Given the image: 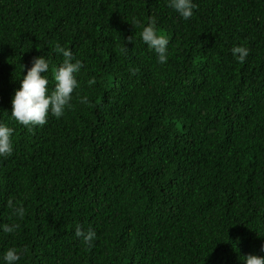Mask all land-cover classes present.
I'll return each mask as SVG.
<instances>
[{
	"label": "trees",
	"instance_id": "1",
	"mask_svg": "<svg viewBox=\"0 0 264 264\" xmlns=\"http://www.w3.org/2000/svg\"><path fill=\"white\" fill-rule=\"evenodd\" d=\"M194 3L185 21L167 0H0V123L14 130L0 157V258L11 247L19 264L264 256V0ZM153 17L165 64L140 39ZM57 44L83 62L81 86L64 116L24 126L15 91L44 55L55 87ZM234 46L249 50L243 63ZM77 227L96 232L91 245Z\"/></svg>",
	"mask_w": 264,
	"mask_h": 264
},
{
	"label": "clouds",
	"instance_id": "2",
	"mask_svg": "<svg viewBox=\"0 0 264 264\" xmlns=\"http://www.w3.org/2000/svg\"><path fill=\"white\" fill-rule=\"evenodd\" d=\"M167 2L168 7L175 10L185 21L193 17L194 9L197 7L194 0H167ZM156 24L157 20L153 17L151 22L143 27L140 39L148 46L150 51L157 54L159 63L165 64L169 58V39L164 33L157 31ZM128 42L135 43L134 37H129ZM50 51L54 52L56 56L62 55L63 57L60 66L53 70L56 81L55 87L49 88L47 75L50 68L49 59L45 55L38 56L33 59L32 67L27 70L26 75H23L20 80V87L13 96L11 117L24 126H43L48 122L50 115L57 119L64 116L66 110L72 106L73 94L81 86L78 76L84 67L83 62L77 59L70 49L59 44ZM231 51L233 56L241 63L249 55V50L243 46H234ZM88 84L89 86L94 85L95 79L89 80ZM79 102L88 104V97H79ZM13 131L6 124L0 123V157H10L13 154ZM9 205H12L11 201H9ZM14 214L22 219L25 210L22 206L17 207L14 209ZM18 228L19 225L15 223L5 224L2 226V231L10 234ZM75 235L81 238L86 245H91L96 239V232L92 229L85 231L77 227ZM21 256V250L11 247L0 258V264H19ZM241 260L242 264H264V256L260 255L249 254Z\"/></svg>",
	"mask_w": 264,
	"mask_h": 264
}]
</instances>
